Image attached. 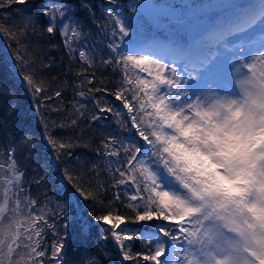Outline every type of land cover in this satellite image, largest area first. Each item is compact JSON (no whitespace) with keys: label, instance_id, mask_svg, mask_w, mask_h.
<instances>
[{"label":"snow or ice","instance_id":"1","mask_svg":"<svg viewBox=\"0 0 264 264\" xmlns=\"http://www.w3.org/2000/svg\"><path fill=\"white\" fill-rule=\"evenodd\" d=\"M13 3L23 5L26 0H0V7ZM115 3L108 0L109 5ZM82 7L89 8L107 41L102 64L110 66L114 75H122L114 81L115 100L122 107L93 97L97 110L91 121L111 113L121 134H109L97 147L113 183L101 182L86 191L67 170L61 183L66 180L79 197L94 200L103 209L101 214L93 210L89 215L101 238L113 239L124 261L264 264V29L258 39L252 35L258 23L264 26V0L212 5L230 10L229 14L187 49L175 50L177 58L130 46L140 18L155 7L144 0H133L121 9L108 6L101 17L89 5ZM43 9L49 21L43 31H59L70 57L78 50L81 61L95 66L84 47H73L82 23L63 4L45 2ZM36 31L31 16L18 25L0 27V34L18 45ZM233 38L239 42L232 43ZM26 51L13 49L20 75L36 98L45 89L37 86L35 72L25 73L29 62L22 53ZM228 65L233 67L226 75ZM135 69L139 72L133 79L129 73ZM94 79H88V84ZM60 95L55 92L56 97ZM81 109L74 106L76 112ZM70 125L76 126L77 119H71ZM47 142L58 154L76 146L71 138L58 142L51 135ZM15 143L10 142L7 167L0 162L4 170L0 175V264H66L65 241L76 196L64 188L62 202L46 193L43 201L33 198L30 187H25L26 172L15 159ZM27 143L30 138L25 147ZM45 179L46 175L38 176L30 183L39 186ZM110 190H114L112 199L105 205L102 197ZM116 203L123 205L125 214L114 207ZM91 227L81 218L84 238ZM136 240L145 251L132 252ZM89 255L81 249L79 264H100Z\"/></svg>","mask_w":264,"mask_h":264},{"label":"trees","instance_id":"2","mask_svg":"<svg viewBox=\"0 0 264 264\" xmlns=\"http://www.w3.org/2000/svg\"><path fill=\"white\" fill-rule=\"evenodd\" d=\"M127 1L116 0L115 4L109 5L108 0H26L23 5L13 3L7 7H0V27L6 29L18 25L24 17L29 16L33 17L37 25V31L23 37L19 45L15 40L7 39L0 34V154H2L0 159L8 162L7 153L12 150L10 142L15 141V159L22 164L21 170L26 172L25 187H30V195L33 198L43 201V194L46 193L49 197L62 202L64 188L76 196L65 241L66 264H79L81 249H87L90 254L88 258L98 259L100 264H135L134 261H120V253L110 236L107 240L101 238L100 229L89 213L95 210L97 214H101L103 209L94 200L79 197L66 180L61 183L64 170L76 178L86 191H91L101 182L113 183V178L104 170L107 162L99 156L97 147L109 134L113 136L121 134L117 118L111 113H106L102 119L95 122L91 121V114L97 110L93 97L105 98L120 107L122 102L116 101L114 96L117 91L114 81L119 80L120 75H114L110 66L105 67L102 64V55L107 50L101 48L104 51L100 52L99 48L96 51L93 43L102 40L104 34L98 29L97 24L93 23L89 8L82 7V4L89 5L91 11L97 17H101L106 7L121 9ZM45 2L65 5L70 10V16L82 23L81 32L89 39L88 45L95 66H89L81 61L78 54L74 53V56L70 57L59 31L53 34L43 31L49 23L48 18L43 15ZM171 2L173 7L185 5L183 0ZM16 48L27 49L22 53L29 62L24 71L26 74L35 72L37 86L45 89L39 97L34 98L30 94L26 82L20 75L21 68L16 66L17 61L13 53V49ZM103 58L105 59V55ZM78 72L82 73L79 77ZM93 76L95 77L93 83L88 84V79H92ZM99 81H103V85L99 84ZM99 87H103L104 90L90 91ZM56 91H60L59 97L55 96ZM79 92H84L85 96L77 95ZM100 103L103 105L104 99H101ZM74 106H82L83 114L74 111ZM73 118L77 119L76 126L70 125ZM50 135L58 142L71 138L76 146L58 154L47 142ZM29 138L30 143L25 147V141ZM69 151L71 154H68ZM93 164L97 165L96 169H93ZM44 175L46 179L39 186L30 183L34 178ZM113 191L103 194L105 205L112 199ZM114 207L122 214L126 213L123 205L116 203ZM127 214L134 215L130 212ZM81 218L92 224L87 238L80 233ZM51 239L49 234V245ZM131 250L133 253L145 251L139 240L132 242Z\"/></svg>","mask_w":264,"mask_h":264},{"label":"rangeland","instance_id":"3","mask_svg":"<svg viewBox=\"0 0 264 264\" xmlns=\"http://www.w3.org/2000/svg\"><path fill=\"white\" fill-rule=\"evenodd\" d=\"M158 4H166L173 7L172 0H151ZM185 5H179L177 8V17L170 18L166 15H157L153 22H148L143 16L139 20V27L137 29L135 37L130 41V46L133 48H151L160 52L161 54L172 55V58H177L173 55L175 50L187 49L194 41L200 39L202 36L193 39L186 38L185 36V27L198 18L207 17L211 20V27L206 32L209 33L211 29H214L219 22L229 14L230 10L220 9L212 7V5H218L221 3H238V4H248L252 0H201L200 2H194L195 0H183ZM133 0H128L126 4L132 3ZM70 15V12H69ZM264 26L259 23L255 26L252 31V35L261 33ZM205 33V34H206ZM88 37L81 32V36L78 40L73 43V47L79 49L84 47L86 53L91 56L90 46L88 45ZM234 41V42H233ZM239 42L237 39L233 38L232 43ZM106 39L103 35V39L99 42H94L93 46L96 47V51L100 48H106ZM104 51V50H103ZM107 51H105L106 53ZM75 54L79 55L77 50ZM107 56L105 55V59ZM235 63V62H234ZM233 67V65H228L225 68V74H228V71ZM139 72L138 69L130 71L129 75L135 79V75ZM141 75H144L141 73ZM122 79V75L119 76V80ZM131 96V94L129 95ZM122 107V103H120ZM126 111V110H125ZM0 162L5 163L7 167V162L0 159ZM4 170H0V175H3ZM120 261L123 262L122 255L120 254Z\"/></svg>","mask_w":264,"mask_h":264},{"label":"water","instance_id":"4","mask_svg":"<svg viewBox=\"0 0 264 264\" xmlns=\"http://www.w3.org/2000/svg\"><path fill=\"white\" fill-rule=\"evenodd\" d=\"M145 3L155 6L149 12L143 14V16L150 22H152L158 14L168 15L171 18H176L178 13L175 8L168 5H157L150 0H144ZM210 27V20L207 17L198 18L193 20L186 26V36L188 38H196L200 36Z\"/></svg>","mask_w":264,"mask_h":264},{"label":"bare ground","instance_id":"5","mask_svg":"<svg viewBox=\"0 0 264 264\" xmlns=\"http://www.w3.org/2000/svg\"><path fill=\"white\" fill-rule=\"evenodd\" d=\"M260 34H261V33H259V34H256L254 37L258 39V38H259V36H260ZM191 41H193V40H191Z\"/></svg>","mask_w":264,"mask_h":264}]
</instances>
